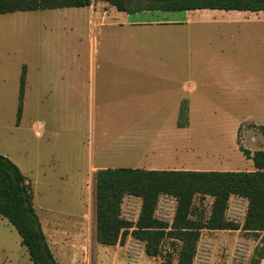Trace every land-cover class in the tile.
Segmentation results:
<instances>
[{"label": "rangeland", "instance_id": "obj_1", "mask_svg": "<svg viewBox=\"0 0 264 264\" xmlns=\"http://www.w3.org/2000/svg\"><path fill=\"white\" fill-rule=\"evenodd\" d=\"M89 11L66 8L0 15V154L18 166L31 184L41 229L55 246L53 252L61 264H178L179 246L170 239L164 241L156 258L146 255L144 244L131 236L125 245L116 247L96 241V171L93 169L98 166L101 152L98 124L95 122L93 130L92 121L54 120L48 106L43 105L46 53L52 54L51 66L73 65L71 54L77 43L84 55L87 45H91L88 37H94L98 31L97 21ZM190 13L130 14L132 20L145 22L193 20L188 28L166 26L178 35L179 108L186 99L191 112L189 126L177 128L176 136L172 137L171 161L161 166L172 170L254 171L253 161L239 147L251 153L264 150V11L218 16L263 21L236 24L228 27L230 33H224L225 26L197 24V20L211 15ZM115 17L123 19L126 14L113 12L108 20ZM189 29L191 34L186 44L185 37H180ZM164 43L153 46L156 52L162 50L161 58L154 54L157 59H151L153 65L166 64ZM185 46H190L191 52ZM58 56L64 62H58ZM81 64L86 65L84 58ZM24 69L26 86L18 123ZM78 105L82 109V104ZM37 123L44 130L42 136L33 131ZM142 166L147 163L129 165ZM163 196L155 216L171 222L176 200ZM212 202L211 197L196 196L194 212L208 216ZM140 206L141 199L125 196L122 217L135 222ZM246 208L245 199L232 196L227 218L243 224ZM261 237L262 234L244 230H204L194 264H264ZM0 264H34L19 233L2 216Z\"/></svg>", "mask_w": 264, "mask_h": 264}, {"label": "trees", "instance_id": "obj_2", "mask_svg": "<svg viewBox=\"0 0 264 264\" xmlns=\"http://www.w3.org/2000/svg\"><path fill=\"white\" fill-rule=\"evenodd\" d=\"M104 2L119 12H179L190 10H224L258 13L264 11V0H0V15L62 8H81ZM26 70L20 82L18 123L22 117ZM177 125L189 126V103L181 101ZM253 161L255 170L193 171L108 168L95 174L96 241L106 246L124 245L129 236L145 246V254L156 258L166 239L179 246L178 264H194L197 246L204 230H244L261 235L264 245V150L251 153L239 147ZM141 199L135 222L121 215L125 196ZM176 200L171 222L155 216L161 196ZM211 197L208 216L194 212V199ZM232 196L247 201L243 224L227 218ZM0 216L17 230L22 245L34 264H59L41 229L33 206L31 184L9 158L0 154ZM264 258V257H262Z\"/></svg>", "mask_w": 264, "mask_h": 264}, {"label": "crops", "instance_id": "obj_3", "mask_svg": "<svg viewBox=\"0 0 264 264\" xmlns=\"http://www.w3.org/2000/svg\"><path fill=\"white\" fill-rule=\"evenodd\" d=\"M85 8L90 10L89 14L91 13L97 21V34L88 37L89 41L91 39V45H87L84 55L78 43L75 45L71 54L73 65L66 66L62 63L51 66L52 54L49 51L46 53L48 64L43 66L42 72L43 105L48 106V112L54 115V120L92 121L93 130L95 122L98 124L101 152L98 154V166L94 167V171L108 168L135 169L139 167L129 165L141 163H147V166L139 169L172 170L161 165L171 161L172 137L176 136L179 128L177 121L180 102L176 89L178 35L170 31L172 28L166 29V26L188 28L193 24V20H132L130 14L119 12L104 2H94L90 6L81 7ZM113 12L115 15L124 13L126 17L108 20ZM186 12L211 15L205 17L206 19L197 20V24L201 22L199 24L207 26H225L224 33H230L229 28L236 24L263 22L258 18L218 17L239 14L242 11L203 9ZM190 34L189 29L180 38L185 37L187 44ZM162 42H165L167 47L164 53L166 64L153 65L151 59H157L154 54L162 57V50L156 52L153 46L161 45ZM189 43L191 44V41ZM185 49L188 53L191 52L190 46H185ZM83 58L86 61L84 66L81 64ZM57 60L64 62V58L59 56ZM75 103L82 104V109L79 105L77 108L72 106ZM190 112L189 106V114ZM33 131L37 136L44 134L40 123L35 124ZM149 157L151 159L147 161ZM245 202L247 204L246 200ZM46 238L52 252L55 251L56 248L49 242L48 235ZM53 254L57 261L60 260L58 255L55 256V252ZM61 263L60 260L59 264Z\"/></svg>", "mask_w": 264, "mask_h": 264}, {"label": "built area", "instance_id": "obj_4", "mask_svg": "<svg viewBox=\"0 0 264 264\" xmlns=\"http://www.w3.org/2000/svg\"><path fill=\"white\" fill-rule=\"evenodd\" d=\"M163 197H167V195H164Z\"/></svg>", "mask_w": 264, "mask_h": 264}]
</instances>
